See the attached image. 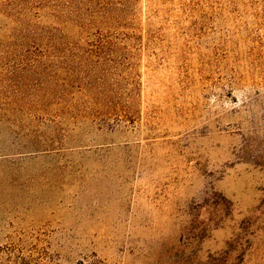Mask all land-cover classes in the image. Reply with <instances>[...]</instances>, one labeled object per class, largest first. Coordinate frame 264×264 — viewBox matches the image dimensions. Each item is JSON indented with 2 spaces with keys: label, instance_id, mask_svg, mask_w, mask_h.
Wrapping results in <instances>:
<instances>
[{
  "label": "rangeland",
  "instance_id": "rangeland-1",
  "mask_svg": "<svg viewBox=\"0 0 264 264\" xmlns=\"http://www.w3.org/2000/svg\"><path fill=\"white\" fill-rule=\"evenodd\" d=\"M0 264H264V0H0Z\"/></svg>",
  "mask_w": 264,
  "mask_h": 264
},
{
  "label": "trees",
  "instance_id": "trees-1",
  "mask_svg": "<svg viewBox=\"0 0 264 264\" xmlns=\"http://www.w3.org/2000/svg\"><path fill=\"white\" fill-rule=\"evenodd\" d=\"M74 59H77L80 62L79 64H81L83 61H85L80 56H77V55H74Z\"/></svg>",
  "mask_w": 264,
  "mask_h": 264
}]
</instances>
